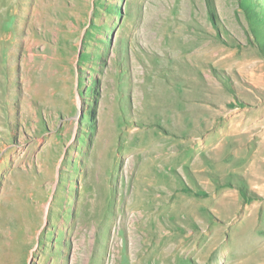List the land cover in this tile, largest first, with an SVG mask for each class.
<instances>
[{"label":"rangeland","instance_id":"obj_1","mask_svg":"<svg viewBox=\"0 0 264 264\" xmlns=\"http://www.w3.org/2000/svg\"><path fill=\"white\" fill-rule=\"evenodd\" d=\"M203 88L205 111L184 105ZM200 119L220 154L176 146ZM12 148L36 225L0 264H87L73 247L91 230L93 264H264V0H0V177Z\"/></svg>","mask_w":264,"mask_h":264},{"label":"bare ground","instance_id":"obj_2","mask_svg":"<svg viewBox=\"0 0 264 264\" xmlns=\"http://www.w3.org/2000/svg\"><path fill=\"white\" fill-rule=\"evenodd\" d=\"M137 37H139V35L135 32L133 34V39H136ZM167 53L168 54L169 53H171V54L174 53L175 55L179 54L177 50L176 51L175 50H172V48L168 49L167 50ZM183 57H186V58L189 57L191 60L194 61L193 53L190 54L189 56H183ZM196 59H197V57H196ZM194 62H196V60ZM199 62L200 61H198L197 64H199ZM160 78H162V77H160ZM160 78L159 79L158 78L156 79V83H157L156 86L159 88V89H156V90L164 89L163 90L164 93L163 92H160L159 93L158 91H155V90H154V93H155V95H160L161 93H163L162 94L163 95L162 97L163 98H165V97L168 98L169 96H171L172 94H174L172 91H173V89H175V86H174V84L172 82H170L171 84L168 83L169 81L166 80V79L164 80L165 81V85H163L161 83L162 79H160ZM206 80L207 79H205V81H202L201 83L202 84L203 83H206L207 82ZM189 82L191 84L195 83V81H192V80H190ZM195 84H197V83H195ZM165 86H167V88ZM197 86H198V84H197ZM189 92H190V94H192V97H189V99L187 100V103L184 102V105L190 107L193 111H196V112L197 111H202V112L205 111L207 109V106L204 104V103H206L205 102L206 99L205 100L197 101V96L199 95V96L210 97V95L208 93V90L205 89V88H203V89H201L199 91H196V89H194V90L189 91ZM190 94H188V95H190ZM175 98L176 97H174L171 101L170 100H167V99H163V101H165V103H163V105L161 103V107L162 108H165V110L167 112H169V116H170V113L172 114V113H175L176 112V108H173V106L176 103V99ZM166 115H168V114H166ZM202 121H203V119L196 120L197 124H200V126H198V127H196V128L193 129L194 130V135H192V137L190 139L186 140V141H181L180 143L178 142L176 144V146H180V145L190 146V149L192 150L191 151L192 154L193 153L200 154V155L201 154H206L205 151H209V150L220 154V152H222V147H223L222 140L224 139V136L225 135L224 134H221L219 132L218 135H217V137L215 138V141H216L215 142V146H214V148H212L213 147V146H211L212 144L207 143L206 142V139L204 137L203 138L201 137L204 134V132H205L204 130L206 129L204 127V124H202ZM224 141H225V139H224ZM173 146H175V145H173ZM17 150L18 149L12 148V149H10V150H8L6 152V154L4 156V161H5V159L7 160V158H8L10 164H8V166H7V173L2 174L1 177H0V181L3 183V189H0V248L1 247H5V250L6 251H9L8 253H12V252L13 253H16V252H18V250H20V248H19L20 239L18 238V236L21 234V232L17 236V228L19 230L20 227L27 228L30 225H33V226L36 225V222H34L35 221V218H36V215L33 214V211L31 209V207H28L27 206V203H30L31 200L34 198V196H33L34 193H31L32 187H30V181H28V180L27 181H20V179H19V174L20 173L17 170V168L23 162V158H22L23 156H22V154L21 155L17 154ZM149 151H151V150H149ZM13 155H16V156H14L12 158ZM158 158H160V157H158ZM163 158H166V157H163ZM27 159L28 158H26V160ZM263 171H264V165L262 163H260L259 166L257 167V170H256V172L258 174V176H257L256 179H257V183L261 184V188H264ZM26 174H28V171H26V170L23 171V175L26 176ZM150 179H151V177H150ZM149 193L150 194H154L151 191ZM229 193L228 194L227 193H215L211 197V199L208 200V205L212 209H216L217 207H223L224 209L230 210V206H233V205H235V207L242 208V203L239 202L238 199L236 200V196H235V198H233L234 196L233 195H230ZM36 195H37V193H36ZM36 195H35V197H36ZM219 196H221V197L224 196V198H226V199H223V200L220 199L219 200ZM229 196H231V197L233 196V197L231 198ZM24 198H26V201L25 202H22V200ZM155 199H157L159 201V200L162 199V197H156L155 195H153L150 198V202L154 201ZM259 205H262L263 206L264 205V201H261ZM84 210L87 211L86 209H84ZM249 212H251L250 213L251 219L253 218V221L255 222V220H254V215H255L254 214V211H251L250 210ZM229 214H230V211H229ZM84 215H85L84 216L85 217L84 219L87 221L86 223L89 224V221H90V219H91L92 216L89 213L87 214L86 212L84 213ZM78 218H79V216L77 217V219ZM76 222H81V221L76 220ZM106 225L108 226L109 224L107 223ZM74 227H75V225H74ZM29 231L27 230V232H29ZM90 233H92V230H91ZM90 233L87 232L86 235H85V237H84L85 238V240H84L85 248L84 249H82V247H81L80 244H77L75 247H73L74 248V255H75V258L77 259V261H80L83 258V259L86 260L87 264H93V258H94V253H95L94 252V250H95V240L93 238H91V239L88 238L90 236ZM27 236L28 235L24 234V236L21 238V240L24 242L23 243L24 245H27ZM106 237H107V240H105V247H104L105 248L104 249L105 251H107V249H109V237H110V235L108 234V235H106ZM255 241H257V240H255ZM181 245H183V244H181ZM159 246H154L153 247V252L155 251L154 253H156V251L158 250ZM181 247L182 246H180V245H174V244L172 245V243H171V245H169V244L168 245H165V246H163V251H161L162 256H165V255L167 257H169L170 255L172 256V255L178 253L179 250H182ZM214 247L215 246H212L211 248L214 249ZM260 250L264 251V248H261ZM234 254H236L235 257L238 259L239 258L238 255L239 254H238V252L236 250V246H235ZM200 261H201V264H204V262H205L204 259H203V257L201 258ZM235 262L236 261H234L233 263L234 264H239V263H235ZM52 264H58V262L57 261H54ZM140 264H143L142 258H140Z\"/></svg>","mask_w":264,"mask_h":264}]
</instances>
